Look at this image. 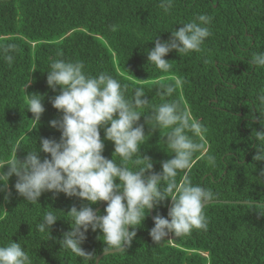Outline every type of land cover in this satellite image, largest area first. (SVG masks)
<instances>
[{"label": "trees", "instance_id": "16d2710c", "mask_svg": "<svg viewBox=\"0 0 264 264\" xmlns=\"http://www.w3.org/2000/svg\"><path fill=\"white\" fill-rule=\"evenodd\" d=\"M160 2L0 0V164L16 156L23 160L28 150L39 147L40 138L59 141L61 132L49 123L62 118L50 102L59 88L56 92L49 88L46 71L56 59L83 62L86 73H105L127 85L128 96L143 87L149 99L145 114L152 105L178 102L203 126L197 140L206 154L216 158L213 167L197 153L187 170L193 184L214 192L204 207L206 230L193 229L188 235L155 243L149 234L154 227L149 211L135 229L131 246L103 257L99 264H264V161L253 160L257 141L250 139L253 129L262 130L257 96L264 93V68L254 66L251 59L264 53V0H173L167 13ZM198 14L212 18L211 35L201 51L169 52L164 57L171 64L168 71L148 63L147 51L155 40H168L172 30ZM8 44L16 46L9 53L14 55L11 63L2 51ZM161 84H175L174 95H158ZM31 94L43 97L45 111L39 124L26 110V95ZM139 123H144V116ZM149 131L145 125V134ZM166 131L150 133L141 146V154L153 161V172H160L161 162L174 155L164 143ZM100 134L103 139V129ZM104 143L102 154L111 159L114 144ZM46 156L40 153L41 159ZM114 158L119 163V157ZM184 178L181 171L176 179L179 183ZM16 180L15 175L10 177L6 192H0V245L19 242L32 264H95V258L86 261L57 242L70 230L66 213L87 202L45 192L32 205L16 192ZM102 203L92 205L93 209ZM169 206L170 200L154 205V217L167 218ZM105 207L98 213L104 214ZM48 211L58 217L51 239L37 230ZM101 235L89 228L82 249L97 258L105 247Z\"/></svg>", "mask_w": 264, "mask_h": 264}, {"label": "clouds", "instance_id": "9594fccd", "mask_svg": "<svg viewBox=\"0 0 264 264\" xmlns=\"http://www.w3.org/2000/svg\"><path fill=\"white\" fill-rule=\"evenodd\" d=\"M173 0H161L160 7L169 12ZM211 17L198 14L190 22L172 30L168 40H155V46L147 51L148 63L160 71L171 68L164 57L171 51L189 54L202 50L206 38L211 35L208 25ZM15 45L3 46L4 59L11 63ZM254 66L264 68V53H256L251 59ZM47 72V85L59 94L50 98L52 106L62 113L60 120L50 121V126L61 132L59 141L40 138L39 147L27 151L23 160L17 158L0 164V192H6L10 177H17L14 188L32 205L45 192L64 193L87 203L78 210L75 206L66 213L70 217V230L64 232L57 242L86 261L96 259L94 252H85L81 244L86 240L89 228L99 230L102 235L104 253L126 250L136 237L135 229L142 226L154 205L170 200L167 218L156 215L150 236L159 243L169 233L176 237L188 235L193 229L207 228L204 207L214 198V192L187 178V170L193 158L201 153L210 166L216 158L204 152L197 137L203 126L193 120L176 101H165L152 105L143 87L133 90L128 96L127 85L105 73L94 76L86 73L83 62L53 60ZM179 84V81L176 82ZM27 84L24 86V90ZM175 84H161L157 94L171 97ZM26 110L38 124L45 111L43 97L26 95ZM261 105L259 123L262 130L253 129L252 137L257 141L254 161H264V93L257 96ZM144 116V123H139ZM145 125L151 131L145 134ZM104 138L101 139L100 130ZM167 130L164 143L171 159L161 162L162 170L153 172V161L141 154L146 137L154 131ZM114 144L112 158H106L104 141ZM48 154L41 159L40 153ZM114 157H119V163ZM131 165V166H129ZM5 166L7 170L5 171ZM184 171L185 178L177 182L178 173ZM147 173V174H146ZM264 177V170H261ZM116 181H119L118 183ZM11 193L4 199L7 201ZM107 202L104 214L94 211L92 205ZM58 220L54 211L43 214L37 225L40 233H48ZM129 227L133 230L129 231ZM0 264H32L28 252L19 242L10 241L0 245Z\"/></svg>", "mask_w": 264, "mask_h": 264}, {"label": "water", "instance_id": "95a60500", "mask_svg": "<svg viewBox=\"0 0 264 264\" xmlns=\"http://www.w3.org/2000/svg\"><path fill=\"white\" fill-rule=\"evenodd\" d=\"M106 203L107 202H103L97 209H95L94 211L95 212H99L100 210H102L105 206H106ZM209 203H207L206 205H208ZM205 205V206H206ZM154 208V207H153ZM153 208L150 210V216H151V218H152V221H153V223H154V212H153ZM129 231H130V227H129ZM175 238H177L175 235H171V234H168L165 238H164V240H166V241H170V240H174ZM125 248H126V245H125ZM120 252H122V251H113V252H108V253H102V254H100L97 258H96V260H95V264H99L100 263V261H101V259L103 258V257H105V256H108V255H112V254H115V253H120Z\"/></svg>", "mask_w": 264, "mask_h": 264}]
</instances>
